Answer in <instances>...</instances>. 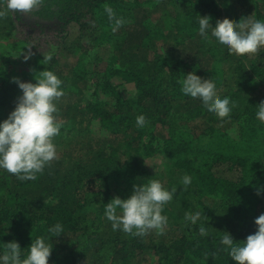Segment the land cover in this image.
I'll return each instance as SVG.
<instances>
[{"label":"trees","instance_id":"trees-1","mask_svg":"<svg viewBox=\"0 0 264 264\" xmlns=\"http://www.w3.org/2000/svg\"><path fill=\"white\" fill-rule=\"evenodd\" d=\"M105 6L125 20L116 32ZM199 15L213 27L264 20V0H46L31 14L1 19V122L23 94L14 78L36 83L48 69L64 81L65 94L57 103L59 159L32 180L0 170V253L16 241L26 256L44 236L53 244L49 264H236L222 250V231L242 243L264 214V123L256 118L264 49L228 68L235 55L204 44ZM53 49V60L42 61ZM187 73L231 98L229 117L209 115L181 92ZM141 114L150 123L138 128ZM153 159L161 165L154 171L146 165ZM185 176L192 179L187 191ZM149 179L177 194L162 213L165 234L113 231L104 204L129 198ZM196 211L201 220L186 224ZM58 222L64 233L51 238L48 229ZM201 223L207 236L199 234ZM67 240L75 248L67 251Z\"/></svg>","mask_w":264,"mask_h":264},{"label":"clouds","instance_id":"clouds-1","mask_svg":"<svg viewBox=\"0 0 264 264\" xmlns=\"http://www.w3.org/2000/svg\"><path fill=\"white\" fill-rule=\"evenodd\" d=\"M45 2L46 0H6V7L0 8V19L8 16L9 12L31 14L34 9L45 5ZM104 12L109 21L113 22V32L124 25L125 20L117 17L112 7L105 6ZM250 17L242 18L236 23L218 22L213 27L210 17L199 15V35L206 43L214 41L226 48L230 55L258 54L264 49V20ZM54 54L55 49L44 55L42 61L51 62ZM28 58L25 57L26 60ZM35 79L36 83H32L14 78L23 94L8 118L0 122V170L15 175L21 181L35 179L37 174H42L53 161L59 159L54 138L60 135L62 128L57 103L65 94L64 81L48 69L39 72ZM181 92L193 101H199L209 115L222 120L229 117L236 106L230 97L221 98L218 95L214 82H203L194 73L184 74ZM256 107V118L264 123V102ZM149 123L143 114L136 117L138 128L146 127ZM180 184L183 191H187L192 185V179L185 176ZM176 195L175 190L170 191L160 180L149 179L143 185H134L129 198L114 197L104 204V217L111 222L113 231L143 237L155 230L158 235H164L168 219L162 213ZM200 220V211L184 217L185 223L191 225H196ZM255 224L258 226L257 231L248 235L242 243H237L231 233L222 231V250L236 264H264V214L256 218ZM48 231L51 238L59 237L64 233V227L58 222ZM199 234L208 235V229L203 223L199 226ZM22 250L16 241L3 244L0 264H49L53 244L49 238L39 236L27 248L26 256H23Z\"/></svg>","mask_w":264,"mask_h":264},{"label":"rangeland","instance_id":"rangeland-1","mask_svg":"<svg viewBox=\"0 0 264 264\" xmlns=\"http://www.w3.org/2000/svg\"><path fill=\"white\" fill-rule=\"evenodd\" d=\"M0 24H1V19H0ZM0 27H1V25H0ZM3 43H4V41H1V29H0V50H1V48L2 49H5V47L3 46ZM213 45H215L218 49H219V51H224V50H227L226 48H222V47H220L218 44H216L214 41L213 42H211ZM204 44L205 45H208V44H210V43H206L205 41H204ZM237 55H235V56H233V58L232 59H230V60H228L227 62L226 61H224V62H226L225 63V66H228V68L229 67H231L234 63H235V61H236V59H237ZM210 58V59H209ZM206 59H208V63H211V61H212V57H209V55H208V58H206ZM205 59V62L207 61ZM185 116H187L186 114L184 115V114H182L181 116L180 115H178L177 116V118L175 119V122H177V123H180L181 122V120L183 119V118H185ZM7 117V116H6ZM6 117H4V118H6ZM7 119V118H6ZM59 119V118H58ZM0 122H1V110H0ZM147 167H148V169L149 170H155L154 168L155 167H157V166H159L160 165V161L159 160H154L153 159V161H147ZM161 166V165H160ZM173 201H176V200H174L173 199ZM176 204V206H180L177 202H175ZM176 209V212L178 213V214H181V213H179V210H180V208H175ZM184 213V212H183ZM201 216H203V215H201ZM82 241V240H81ZM80 241V242H81ZM83 242H84V240H83ZM82 242V243H83ZM76 243V242H75ZM85 243V242H84ZM79 244H81V243H79ZM74 247V245H73V241H70V240H67V242H65L64 243V248H67V251L68 250H70L71 248H73ZM83 247H85V245H82V247H81V249L83 248ZM75 248V247H74ZM64 254H60L59 255V257H57V260H59V261H62V258L64 257L63 256ZM108 255V252H107V254H106V256ZM50 260V259H49ZM87 264H91V261H88L87 262Z\"/></svg>","mask_w":264,"mask_h":264}]
</instances>
